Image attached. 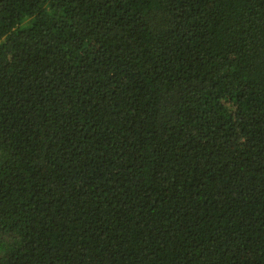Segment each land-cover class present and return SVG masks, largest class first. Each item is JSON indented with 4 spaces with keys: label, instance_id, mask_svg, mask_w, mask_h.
Returning a JSON list of instances; mask_svg holds the SVG:
<instances>
[{
    "label": "trees",
    "instance_id": "obj_1",
    "mask_svg": "<svg viewBox=\"0 0 264 264\" xmlns=\"http://www.w3.org/2000/svg\"><path fill=\"white\" fill-rule=\"evenodd\" d=\"M0 264H264V0H0Z\"/></svg>",
    "mask_w": 264,
    "mask_h": 264
}]
</instances>
